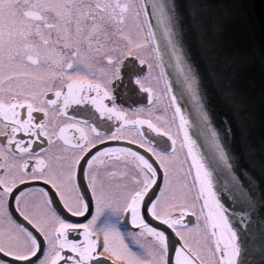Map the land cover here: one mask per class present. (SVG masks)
<instances>
[{"label": "snow or ice", "instance_id": "obj_1", "mask_svg": "<svg viewBox=\"0 0 264 264\" xmlns=\"http://www.w3.org/2000/svg\"><path fill=\"white\" fill-rule=\"evenodd\" d=\"M238 7L0 0V264H264Z\"/></svg>", "mask_w": 264, "mask_h": 264}, {"label": "water", "instance_id": "obj_2", "mask_svg": "<svg viewBox=\"0 0 264 264\" xmlns=\"http://www.w3.org/2000/svg\"><path fill=\"white\" fill-rule=\"evenodd\" d=\"M240 7L231 11L224 25L222 40L230 52L242 57L254 56L245 63L238 77V87L249 97L257 116V137L260 135V120L264 117V0H226ZM251 3L252 7L246 5ZM202 142V141H201ZM226 173L218 172L217 182L228 180Z\"/></svg>", "mask_w": 264, "mask_h": 264}, {"label": "flooded vegetation", "instance_id": "obj_3", "mask_svg": "<svg viewBox=\"0 0 264 264\" xmlns=\"http://www.w3.org/2000/svg\"><path fill=\"white\" fill-rule=\"evenodd\" d=\"M113 146H116L115 144Z\"/></svg>", "mask_w": 264, "mask_h": 264}]
</instances>
